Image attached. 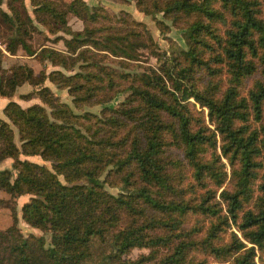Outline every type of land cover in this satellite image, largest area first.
<instances>
[{
	"label": "trees",
	"instance_id": "trees-1",
	"mask_svg": "<svg viewBox=\"0 0 264 264\" xmlns=\"http://www.w3.org/2000/svg\"><path fill=\"white\" fill-rule=\"evenodd\" d=\"M2 1L6 49L35 53L24 0H7L6 9ZM30 3L37 22L70 35L55 36L63 48L40 47L41 59L78 69L35 74L15 63L0 73L1 96L41 83L35 91L46 106L9 99L2 107L0 161L13 160L0 168V190L31 194L22 219L50 231L45 245L16 223L0 229V264H264V0H137L180 24L186 45L169 54L126 11L117 17L71 0L67 11L83 22L73 29L52 1ZM145 47L157 66L131 72L104 62L128 65ZM46 79L66 87L74 105L127 94L101 115L76 113ZM94 238L110 244L98 259ZM135 247L147 252L130 257Z\"/></svg>",
	"mask_w": 264,
	"mask_h": 264
},
{
	"label": "rangeland",
	"instance_id": "rangeland-1",
	"mask_svg": "<svg viewBox=\"0 0 264 264\" xmlns=\"http://www.w3.org/2000/svg\"><path fill=\"white\" fill-rule=\"evenodd\" d=\"M52 1L57 8L60 10L67 11L68 3L71 0H50ZM88 6L94 7L100 5L106 9V11L110 15H116L117 17L121 15V11H126L129 13L130 18L136 21H141L148 33L151 35L152 40L154 42V49L160 51H166L169 53H176L174 51L178 50V47H185V40L183 37L182 31L178 28L180 26L179 23L174 24L172 19L163 17L162 13L159 12L157 14L152 12H145L138 6L137 0H84ZM25 8L29 15L32 17L34 21V31H32V35L28 38V41L31 42L32 46L35 48L36 52L33 54H28L24 49L18 48L15 53H11L6 49L5 41L6 35L9 34V31L6 30L5 24L0 21V73H5L9 70V68L15 63H26L29 64L34 73L37 74L39 72H48L51 69H61L66 73H71L77 70V66L72 69H66L61 65L53 64L48 59H41L40 47L44 45H50L56 48H63V42L61 40L55 41V36L57 35H65L69 37L70 35L65 33L63 30L59 29L55 32H50L47 29V26L37 22L35 19V13L33 12V5L30 3V0H24ZM13 4L18 5L19 1H14ZM3 8H7V0H3L1 3ZM67 22L73 29H81L83 27V22L80 18L76 17L70 11L66 13ZM162 20L166 25V29L161 31L158 27L156 19ZM52 24L57 25V22H54L51 19ZM103 20L100 21L102 23ZM139 58L136 60H132L128 65H121L117 62V59L112 57H107L104 62L115 66L118 70H129V71H139L144 66L151 64L152 66H157L156 58L150 53V49L147 47L139 48ZM254 76H258V73L254 74ZM252 82V78H248L244 82L243 91L246 90ZM53 93L57 94L62 101H65L74 112L76 113H85L91 112L97 115H101L103 105H113L116 106L120 100H122L127 92L121 91L118 92L113 99L106 103H97V102H88L82 103L80 105H74L72 101V96L68 93L66 87H59L55 83L51 82L49 79H46L44 82ZM42 83V84H43ZM41 85V83L34 84L29 81H24L20 85L16 87V90L11 96H2L4 99L0 100V116L4 117L2 112V107L5 102L9 99L17 100L23 107H27L32 103H40L46 106V104L39 98L36 93V89ZM29 96H24V95ZM2 101V102H1ZM47 108V107H46ZM49 110V108H47ZM14 129V140L17 144H19L17 127L15 125L12 126ZM31 160H35L39 163H43L48 167H51V163L48 160H43L39 155H31ZM12 158L7 157L0 161V168L11 167ZM227 171L229 172V166L227 165ZM58 177L63 181L62 175H58ZM228 180V179H227ZM106 189L110 192L117 193L122 190L123 187L109 185L105 183ZM31 194H23L18 197H10V195L6 191L0 190V197L4 199V202L0 204V229H5L13 223H16L20 232L23 235L34 234L37 236H43L45 240V245H48L50 242V231L43 230L39 227L31 226L26 223L21 217V205L24 201L28 200ZM13 214L16 216L14 219ZM93 251L95 253L96 258L101 257L102 253H106L110 250V244L105 242H101L98 239H93ZM140 252H147L146 248H133L128 255L130 257L137 256ZM198 256H204L203 253H198ZM209 260H212L211 257H208ZM258 261V258H256ZM149 264V263H146ZM258 264L259 261H258Z\"/></svg>",
	"mask_w": 264,
	"mask_h": 264
},
{
	"label": "crops",
	"instance_id": "crops-1",
	"mask_svg": "<svg viewBox=\"0 0 264 264\" xmlns=\"http://www.w3.org/2000/svg\"><path fill=\"white\" fill-rule=\"evenodd\" d=\"M2 99H4V97H2L1 95H0V100H2ZM2 102V101H1ZM6 103V102H5ZM29 158H30V156H28Z\"/></svg>",
	"mask_w": 264,
	"mask_h": 264
}]
</instances>
